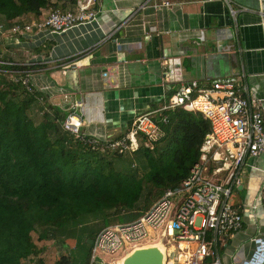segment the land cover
Listing matches in <instances>:
<instances>
[{"label":"crops","instance_id":"1","mask_svg":"<svg viewBox=\"0 0 264 264\" xmlns=\"http://www.w3.org/2000/svg\"><path fill=\"white\" fill-rule=\"evenodd\" d=\"M50 2L38 15L19 18L29 23L52 8L75 9V0ZM94 7V28L77 26L44 40L35 31L23 33L9 47L16 55L1 54L7 38L0 36V58L40 60L31 68V81L43 98H36L42 112L58 108L79 115L85 136L114 139L128 132L136 115L165 105L180 86L195 82L198 92L214 79L236 75L259 98L264 116V0H97ZM0 24L9 26L2 17ZM134 153H123L124 160ZM219 153L231 163L228 150ZM242 169L233 205L243 215V227L220 250L223 264H230L234 251L250 257V239L264 236L259 198L264 152L247 158ZM226 174L223 169L213 179L222 181Z\"/></svg>","mask_w":264,"mask_h":264},{"label":"trees","instance_id":"2","mask_svg":"<svg viewBox=\"0 0 264 264\" xmlns=\"http://www.w3.org/2000/svg\"><path fill=\"white\" fill-rule=\"evenodd\" d=\"M50 1L0 0V17L10 25L25 14L38 15ZM4 83L6 87L0 89V264H43L49 241L64 245L84 234L82 223L97 217L104 227L137 219L168 188L189 176L211 132L210 120L196 110L177 106L154 115V133L138 135L140 143L134 150L145 159L139 172L124 162L123 153L94 150L63 130L57 120L65 112L58 108L42 112L35 95L25 92L22 84ZM96 234L86 236L87 241ZM89 259L90 252L86 264ZM55 263L72 261L62 256Z\"/></svg>","mask_w":264,"mask_h":264},{"label":"built area","instance_id":"3","mask_svg":"<svg viewBox=\"0 0 264 264\" xmlns=\"http://www.w3.org/2000/svg\"><path fill=\"white\" fill-rule=\"evenodd\" d=\"M96 3L97 0H75L74 10L56 7L44 18L29 23L18 18L9 26L0 24V36H23V33L35 31L44 40L77 26L94 28L97 25ZM39 63L36 59L23 63L1 57L0 74L12 84H22L25 92L43 101L31 81V68ZM196 88L195 82L180 86L167 98L165 105L136 115L128 132L114 139L85 136L81 133L83 121L79 115L69 113L57 120L63 130L92 149L118 153L135 150L139 145L138 135L154 133L153 116H161L163 111L177 106L199 111L211 123V132L200 148V161L193 164L189 176L179 186L168 188L137 219L102 228L92 241L88 264H111L104 262L98 252L113 254L120 249L138 247L144 241L164 242L165 237L170 242L166 247V264H223L220 250L231 234L243 227V215L230 202L232 189L241 184L247 158H255L264 152V116L259 108V98L239 76L214 79L210 87L200 89L193 97ZM162 120L165 122L166 118L162 116ZM223 148L229 151L230 164L222 160L219 150ZM212 162H220L222 166L213 167ZM206 169L208 173L203 174ZM223 169L227 174L222 181L214 180L213 177ZM262 182L259 198L264 208V177ZM250 242L252 253L240 264H264V236H253ZM231 264L235 262L231 261Z\"/></svg>","mask_w":264,"mask_h":264},{"label":"rangeland","instance_id":"4","mask_svg":"<svg viewBox=\"0 0 264 264\" xmlns=\"http://www.w3.org/2000/svg\"><path fill=\"white\" fill-rule=\"evenodd\" d=\"M18 39H19V37L7 38L6 39V46H2L1 54H3V53L9 54L10 52L14 53L13 51H15V49L12 51L10 48H13V46H15L17 44L16 40H18ZM15 52H17V50ZM10 55H11V53H10ZM4 80H6V78L0 74V89L6 87V85H3V84H5ZM7 81H8V83H11L10 80H7ZM19 96L21 97L22 94H19ZM20 97H18V98H20ZM137 140H138V143H140L139 142L140 137H137ZM72 143H74V142H72ZM130 155L132 157L126 158L124 160V162L128 163V164H133L135 166L134 170H138L141 172L143 165L145 164V159L143 157L142 152L138 151L137 153L130 154ZM127 156H129V155H127ZM220 176H222V174ZM235 192L236 191L234 188L232 191V194H231V198H230L231 203H233V201L235 199V196H234ZM97 218L98 219H93V220H90L88 222L82 223L83 227H81L80 230H81V233H84V234L81 236L79 234L76 237H73L72 239L66 241L68 244L65 243L64 245H60L59 242H57V240L49 241L47 243L49 245L48 250L42 255L43 264H56L55 262L57 260H59L60 258H62V256L68 257L70 259V261H72V264H86L88 254L90 252V244L87 243V237L86 236H93L101 228H103L105 226V223L103 222V220H101V218H99V217H97ZM260 225L262 226V224H260ZM261 229L264 231V226H262ZM246 233H247V231L245 232V234ZM158 241L159 240H157V241H153V240L144 241L141 244H139L138 246L140 247V246L152 244V243H155ZM164 242L166 244V245L164 244L165 247L169 246L170 242L168 241V237L164 238ZM251 244H252V242H251ZM59 246H60L61 250L58 249ZM129 250H131V249H129ZM123 254H124V252L122 251V249L118 250L117 252H115L113 254L98 252V255L103 259L104 262H109L111 260L114 261L118 257H120L119 259L122 260L124 257V256H122ZM241 255H242L241 251H234V253L232 255L233 258L230 257V264H231V261H234L235 264H240V261H242V259H244V257H242ZM220 256H222V255H220ZM221 258H222V261H225L223 256ZM114 264H117V261Z\"/></svg>","mask_w":264,"mask_h":264},{"label":"water","instance_id":"5","mask_svg":"<svg viewBox=\"0 0 264 264\" xmlns=\"http://www.w3.org/2000/svg\"><path fill=\"white\" fill-rule=\"evenodd\" d=\"M88 239V244H92ZM122 264H166V247L162 240L158 242L138 246L125 254Z\"/></svg>","mask_w":264,"mask_h":264},{"label":"bare ground","instance_id":"6","mask_svg":"<svg viewBox=\"0 0 264 264\" xmlns=\"http://www.w3.org/2000/svg\"><path fill=\"white\" fill-rule=\"evenodd\" d=\"M208 173V170L206 169L205 171H204V173L203 174H207ZM129 252H131V250H129ZM118 261H117V264H122V260H120V259H117ZM115 263H116V261H115Z\"/></svg>","mask_w":264,"mask_h":264},{"label":"clouds","instance_id":"7","mask_svg":"<svg viewBox=\"0 0 264 264\" xmlns=\"http://www.w3.org/2000/svg\"><path fill=\"white\" fill-rule=\"evenodd\" d=\"M7 80V79H6Z\"/></svg>","mask_w":264,"mask_h":264}]
</instances>
